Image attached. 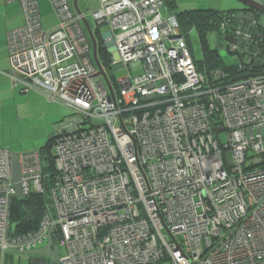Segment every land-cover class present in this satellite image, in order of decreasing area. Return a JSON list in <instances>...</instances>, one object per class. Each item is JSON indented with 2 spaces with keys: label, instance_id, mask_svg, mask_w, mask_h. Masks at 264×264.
Returning a JSON list of instances; mask_svg holds the SVG:
<instances>
[{
  "label": "built area",
  "instance_id": "obj_1",
  "mask_svg": "<svg viewBox=\"0 0 264 264\" xmlns=\"http://www.w3.org/2000/svg\"><path fill=\"white\" fill-rule=\"evenodd\" d=\"M4 1L23 17L5 38L10 85L69 114L54 126L53 175L39 150L17 154L21 194L46 201L33 232L11 231V153L0 148L2 257L37 249L52 229L56 264H264V69L216 86L224 75L196 69L164 0H96L80 15L70 0H51L59 23L50 30L37 0ZM83 19L92 33L106 26L110 67L126 70L113 99L82 57ZM256 25L247 11L217 36L235 59L251 43L264 62Z\"/></svg>",
  "mask_w": 264,
  "mask_h": 264
},
{
  "label": "rangeland",
  "instance_id": "obj_2",
  "mask_svg": "<svg viewBox=\"0 0 264 264\" xmlns=\"http://www.w3.org/2000/svg\"><path fill=\"white\" fill-rule=\"evenodd\" d=\"M96 0H77L78 7L85 11L88 4L94 3ZM176 11H191L196 9L210 8L216 11H226L240 9L243 6L237 0H174ZM254 1V0H252ZM258 1L260 4L259 0ZM38 7L43 22H47L44 25L46 30H50L59 23L58 15L51 3V0H37ZM71 3V0H70ZM72 5V4H71ZM22 12V11H21ZM88 21L92 27L94 23L90 16ZM261 25L264 28V16H259ZM53 26V27H52ZM101 35L107 33L105 25L99 27ZM188 42L191 45L192 55L196 61L201 59V51L199 47L197 32L194 28H189ZM209 46L216 48L223 61L226 64H230L235 60V57L226 51L225 42L217 34H210ZM3 40V38H2ZM3 42L6 45V39ZM1 54L6 55V64L8 69L9 58L7 53V46ZM112 78L114 80L120 79L126 75L124 68L112 70ZM134 75L140 74L137 70ZM12 87V86H11ZM15 100L12 96L9 100H0V148L8 150L10 153H21V151L33 148L37 150L47 140L55 134L54 126L58 118L65 117L69 112L59 104L48 102L41 94L31 89L30 91L23 93L20 89L14 88ZM28 96V97H27ZM61 118V119H62ZM218 139L221 143H225L227 136L225 132L219 134ZM16 151V152H15ZM52 155L54 154V147L51 148ZM45 242L38 245L37 249L42 248ZM58 254L63 256V250L59 249ZM12 264H26V257L23 255H14ZM2 255L0 253V262ZM19 260V261H18ZM159 264H172L169 261H164Z\"/></svg>",
  "mask_w": 264,
  "mask_h": 264
},
{
  "label": "trees",
  "instance_id": "obj_3",
  "mask_svg": "<svg viewBox=\"0 0 264 264\" xmlns=\"http://www.w3.org/2000/svg\"><path fill=\"white\" fill-rule=\"evenodd\" d=\"M164 1L169 11H174V13H172L175 14L177 18L180 30L184 35L185 41L191 54L192 49L190 43L188 42V32H185L191 27L194 28V30L197 32L199 47L201 51V59L199 61H196L193 57L196 69L205 77H208L211 72L215 71H220L224 75V80H222L221 82H216V86L227 85L236 80L245 72L255 74L264 69V62L253 58V55L251 53H253L254 48L251 43H248L249 41H245V43H248V48L246 50L247 53H236L237 57L235 61L230 64H226L221 58L219 51L216 48H212L209 46L208 40L210 34H222L220 25L224 19H229L230 17L234 18L236 15L242 18L244 15H246V12L249 11L256 18L257 31L261 32L262 42L264 44V28L260 23V15L257 12L248 8L226 11H216L210 8L196 9L191 11H176L174 0ZM93 33L97 44V57L109 79L110 84L114 88L115 81L112 78L111 74L112 68L110 67V59L103 47V43L100 38L101 33L99 32L98 28L94 30ZM226 51L228 52V50ZM228 53L231 54L230 52ZM53 137L54 135H52L42 146V148L39 149L40 155L43 160L44 173L49 175H53L55 171L53 166L54 157L51 153V148L54 143ZM45 205L46 201L43 196L33 193L28 195L24 199H13L11 203L10 223H14L16 233L25 234L37 230L39 222L45 212Z\"/></svg>",
  "mask_w": 264,
  "mask_h": 264
},
{
  "label": "water",
  "instance_id": "obj_4",
  "mask_svg": "<svg viewBox=\"0 0 264 264\" xmlns=\"http://www.w3.org/2000/svg\"><path fill=\"white\" fill-rule=\"evenodd\" d=\"M246 8L253 10L257 12L260 16H264V7L260 5L257 2H254L252 0H237ZM72 9L77 14L80 15V9L78 7L77 0H71ZM82 25L84 27V36L86 37L87 44H88V50L87 52L82 56L89 60L91 66L95 69H97V74L101 76L108 93L110 97L113 99L114 93L111 87V84L108 80V77L106 76V73L104 69L102 68L99 59L97 57V44L94 38V35L92 33V30L88 24V22L83 19ZM226 42L229 44H234L235 40L231 37L226 38ZM249 75L239 77L236 79V81L248 78ZM221 130L213 129V133L217 134ZM11 180L14 183V189H15V199H24L25 197L21 194L20 186L18 184L20 180L19 170H18V163H17V154L11 153ZM25 256L29 257V264H55L59 261V254L57 247L54 246L53 240H52V229L49 231L47 240L45 242V245L40 249H35L29 252L24 253Z\"/></svg>",
  "mask_w": 264,
  "mask_h": 264
},
{
  "label": "crops",
  "instance_id": "obj_5",
  "mask_svg": "<svg viewBox=\"0 0 264 264\" xmlns=\"http://www.w3.org/2000/svg\"><path fill=\"white\" fill-rule=\"evenodd\" d=\"M259 1H260V5L264 7V0H259ZM243 8H246V6L240 9H243ZM172 12L174 13V11ZM39 13H40V8H39ZM40 19H41L42 27L43 29H45L44 25L47 24V22H43L41 13H40ZM22 22H23V17H22V12H21L19 3L18 2L6 3L4 0H0V100H9L10 96H12L13 101L16 98L13 87H11L9 79L5 75V72L8 71V67L6 64V55L1 54V52H3L4 49H6V45L3 42V40L4 38H6L7 32L19 27L22 24ZM55 27L56 26H54L53 28ZM61 118L62 117L58 118L56 123L60 122L62 120ZM42 146H40V148H38L37 150L41 149ZM34 150L35 149L33 148H28V150H24L21 152H29V151H34ZM11 231L16 232L14 223H11ZM14 255H19V254L12 253V254L6 255L5 257H2L0 264H12ZM25 257H26V264H29V257L28 256H25Z\"/></svg>",
  "mask_w": 264,
  "mask_h": 264
},
{
  "label": "flooded vegetation",
  "instance_id": "obj_6",
  "mask_svg": "<svg viewBox=\"0 0 264 264\" xmlns=\"http://www.w3.org/2000/svg\"><path fill=\"white\" fill-rule=\"evenodd\" d=\"M55 246V245H54ZM56 264V263H55Z\"/></svg>",
  "mask_w": 264,
  "mask_h": 264
}]
</instances>
